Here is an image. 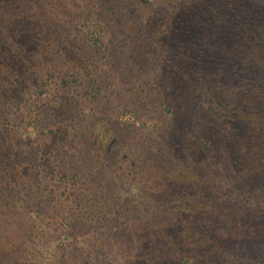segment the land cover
I'll return each instance as SVG.
<instances>
[{"label":"trees","instance_id":"trees-1","mask_svg":"<svg viewBox=\"0 0 264 264\" xmlns=\"http://www.w3.org/2000/svg\"><path fill=\"white\" fill-rule=\"evenodd\" d=\"M90 1L75 11L70 6L76 0H0L1 220L13 212L9 201L20 194L26 204H40L43 191H35L40 186L52 196L72 187V203L80 201L91 188L86 173L99 170L96 160V166L82 167L84 157H98L99 135L80 124L82 115L76 124L71 118L65 127L51 125L75 114L77 98L56 94L60 89L54 85V95L42 99L50 68L77 74L88 70L96 76L103 72L90 69L100 61L94 46L103 23L122 13L124 0H97L100 6L93 13ZM161 13L128 29L137 40L167 43L161 70L149 60L138 77L147 84L171 74L170 89H186L182 93L191 105L167 135L166 143L173 140V145L158 188L165 206L131 230L136 253L127 263L264 264V0H170ZM81 17L87 31L95 28L92 39L78 40L81 31L74 20ZM97 95L96 83L89 80L79 100L93 103ZM22 99L27 110L18 138L11 112ZM69 124L75 132H68ZM51 126L57 138L48 150L27 156L37 167L28 161L29 167H22L23 150L31 146L29 133L42 136L53 131ZM187 130H195L192 138Z\"/></svg>","mask_w":264,"mask_h":264},{"label":"rangeland","instance_id":"rangeland-1","mask_svg":"<svg viewBox=\"0 0 264 264\" xmlns=\"http://www.w3.org/2000/svg\"><path fill=\"white\" fill-rule=\"evenodd\" d=\"M140 1L121 2L125 6L121 10L123 14L114 17L110 24L103 23V30H98L100 40L94 50L95 57L100 61L89 68L102 70L100 76L88 70L84 73L78 71V74L72 70L64 73V70L56 67L48 69L43 78L45 91L42 99L54 95V85L60 89L56 94L64 93L77 98L75 114L64 118L60 116L51 125L65 127L71 118H74L72 124H76L75 119L82 115L84 121L80 124L90 125L92 136L99 134L97 146L94 147L98 148L94 153L98 157L94 156L93 159V154L84 157L86 161L83 160L82 165L94 167L96 160L99 170L94 175L81 172L89 176L85 182L91 188L76 203H72V187L68 186V189L54 191L53 196L59 197L57 200L52 196V191H46V187L42 186L35 188V191H43L40 204L31 201L26 204L22 194L10 200L8 206L13 208V212H9V217L0 219V264H128L136 253L131 230L137 229L142 220L153 219L154 214L151 213L157 214L160 208H164L165 203L158 188L161 173L165 172L167 151L173 145V140H170L171 144L166 143L167 135H171L169 131L182 122L185 109L191 103L182 93L186 89L182 92L178 87L170 89L171 74L166 73L167 78L163 82L147 81V84L138 77V69L149 60L161 70L167 43L152 44L143 39L137 40L129 36L128 29L133 23L139 24L144 19L162 14L170 0ZM89 3L92 13L99 9L100 1L91 0ZM144 3H147L146 6ZM85 5V0H76L75 5L70 7L76 11L77 8H85ZM145 8L151 12L150 16L146 15ZM74 27L81 31L78 40L92 39L90 31L95 28L87 31V23L82 17L74 20ZM58 56L59 53L54 58ZM89 80L95 82L98 89L93 103L85 102L84 97L79 100ZM30 97L33 94L26 99ZM25 103L26 100L22 99L15 111L11 112L15 113L17 124L13 130L18 138L25 125V119L21 118L27 110ZM42 107L45 109L46 105ZM51 129L53 131L49 129L37 137L36 133H29L27 140L31 146L23 150L22 167H29L27 161L32 167L36 166L27 156L30 154L29 157H32L31 153L42 155L43 149L45 152L48 150L51 139L55 141L57 138L54 127L51 126ZM71 129L70 125L69 133ZM194 133L195 130H187L185 134L187 138H192ZM88 134L86 139L90 137ZM73 183L71 180L69 186ZM32 185L35 183H30ZM25 192L23 189L22 193ZM30 210L37 213H29ZM3 239L5 242L2 245ZM9 239L7 246L6 240Z\"/></svg>","mask_w":264,"mask_h":264}]
</instances>
